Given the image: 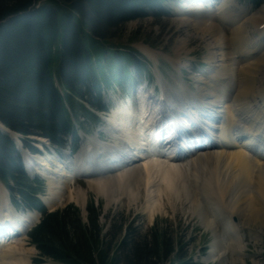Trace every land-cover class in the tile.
Here are the masks:
<instances>
[{
	"label": "bare ground",
	"instance_id": "bare-ground-1",
	"mask_svg": "<svg viewBox=\"0 0 264 264\" xmlns=\"http://www.w3.org/2000/svg\"><path fill=\"white\" fill-rule=\"evenodd\" d=\"M230 2L187 0L178 10V22L200 28L209 51V74L196 80V90L182 81L174 88L160 80L162 98L145 95L141 109L121 101L111 112L108 124L115 136L113 144L99 138L88 141L86 150L74 159L25 156L28 171L48 183L43 201L49 209L69 200L80 203L85 211L87 191H75L71 184L74 177L86 174L89 189L107 205L122 198L136 201L144 185L152 218L163 181L169 193L185 189L192 212L212 230L214 241L206 262L220 261L217 252L222 247L245 248L242 226L258 222L264 226V15L247 17L246 12L240 16ZM260 9L264 14V6ZM218 17L229 25L230 34L221 28ZM143 48L157 60L155 50ZM186 49L184 38L175 57H169L178 72ZM148 105L161 121L176 123L167 126L171 136L178 131L168 150L153 137L154 118L149 114L153 111H148ZM189 127L195 138L190 144L185 143ZM38 145L43 149L46 144ZM38 219L37 212H19L0 182V232L5 231L0 235V264H32L36 249L27 247L26 239ZM251 233L260 237L254 229Z\"/></svg>",
	"mask_w": 264,
	"mask_h": 264
},
{
	"label": "trees",
	"instance_id": "trees-1",
	"mask_svg": "<svg viewBox=\"0 0 264 264\" xmlns=\"http://www.w3.org/2000/svg\"><path fill=\"white\" fill-rule=\"evenodd\" d=\"M163 1L0 0V122L23 135L32 151L27 136L46 137L62 148L69 135L77 137L81 117L98 123L94 111L107 109L102 92L133 80L136 71L149 72L137 50L106 42L128 22L161 11ZM0 179L25 207L43 214L30 232L38 264H201L188 256L180 237L155 225L141 233L122 219V237L113 245L115 225L104 236L102 206L93 202L87 222L74 204L49 213L36 198L43 182L30 179L15 143L1 131Z\"/></svg>",
	"mask_w": 264,
	"mask_h": 264
},
{
	"label": "rangeland",
	"instance_id": "rangeland-1",
	"mask_svg": "<svg viewBox=\"0 0 264 264\" xmlns=\"http://www.w3.org/2000/svg\"><path fill=\"white\" fill-rule=\"evenodd\" d=\"M199 1L200 0H198V2ZM184 2H187V0H167L165 2V11L167 13L161 14L160 17H148L128 22L121 28V31L118 32L114 37L110 38L106 44H108L110 47H122L124 49L137 50L146 59L145 63L150 73L152 72L154 74L155 72L157 77H159L158 71H161L160 75L165 79V81H169L171 87L177 88V81H182L192 90H196V80L201 78V76L203 77L209 74L208 71L210 63L207 59L209 51L204 39L202 38L203 36L200 28L190 25L188 27V25L185 26V24H180L178 22L179 20L177 13L181 8V4ZM229 6L234 11V13L238 12V15L240 16L247 14L246 12H248V15H246L247 17H253V15L261 17L264 15L262 12L263 10H261L260 7H253L250 0H232ZM251 7L255 8L254 11H258L260 9L258 12L261 14L259 15L258 12L255 14L252 13L254 11L249 12L248 8ZM184 16L187 17L189 15L184 14ZM217 21L227 34L231 33L229 29L230 27L227 23L222 21L219 17L217 18ZM252 33H254V31H252ZM184 38H187V52L184 51L182 57L180 58L182 70L180 69V72H178L174 68L172 62L169 60V57H175V49L179 47L180 42ZM143 47H149L155 50L158 53L156 55L157 60L151 58V55H146L144 50L146 48ZM206 71L207 73L203 74ZM147 83L153 84L154 86L157 84L155 77L152 79V75L151 79L147 76L141 75V77H138L137 80H134L131 83H125L124 86H115L113 90L109 91V93L106 95V98L110 101L118 100L123 102V97H130L129 100L133 101L135 105H138L139 102H141L142 106H144L143 97L145 95H149L148 89L142 93L141 89L137 88V90L135 87L137 84H142L141 87L144 88ZM132 85L133 89H131ZM122 90H124V92ZM76 126L77 130H79L81 140L85 139L83 144H80V146L79 144L74 145V148L79 147L78 150L81 152L78 151L79 153L75 155L70 154V151L67 152L69 149L64 151L55 149L63 157L62 159H74L75 157L79 156L84 150H86L87 142L95 140L99 135H101L100 138L103 142L108 144L114 143L115 139L108 132V126L106 123L98 124L93 119L81 117ZM99 131H102V134ZM84 133L89 134L88 138ZM70 144L71 143L69 142V145ZM43 149H45V146H43ZM50 155L61 158V156H58L55 153ZM67 155L72 158L67 157ZM78 176L74 177V180L71 184V189L76 191L82 188L87 191V201L85 204L84 213L87 212L90 202H95V206L103 205V216L100 217V222L102 224H106V229L104 231V236L106 237L109 235L110 230L113 229L114 223L115 229L111 233V237L113 239L110 240L114 242L113 245H115L117 242H115L116 238L119 241L122 237V234L120 236L117 235V233H119L117 228L120 226V221L122 219H126L128 220V223H135V227H137V230L141 233L149 232L154 225V228L157 229L166 228L169 233L173 234L175 239H179L180 237L182 241L188 244L185 249L188 256L192 255V257L200 263L208 251V255L210 254L211 244L214 241L213 232L202 224L201 219L195 212H192L189 205V196H187L188 194L185 189H181L179 194H174L172 192L169 193L165 189V186L167 187L168 184H164V182L161 180L163 185L162 188H164V190L161 191L157 196V200L160 204L156 200V207L154 209L155 214L151 218L148 210L146 209L147 191L143 188L144 185H141L142 187H140V195L136 201L130 200L128 198H122V201H117L107 205L105 199L101 197L99 198L95 192L89 189L88 179ZM157 178L158 179H156V182L160 184V177ZM47 188L48 183L45 181V193L43 194L42 199L48 193ZM75 203L78 202L64 200L56 208H63L69 204ZM78 204L81 206L80 203ZM19 208L20 209H17L22 211L21 209L23 206H20ZM234 219L237 221V218ZM240 221H242V219ZM253 229L256 232H259L260 237H257L258 239L252 235L251 230ZM222 233L224 232L222 231ZM241 238L245 248L241 250L237 247H222L220 248V252H217V256L221 257V260L210 262L209 264H264V226L260 222H258L256 225H243L241 228ZM26 244L29 248L33 247V245L30 244L29 236H27ZM38 257V252H35L32 256V264H36L35 261Z\"/></svg>",
	"mask_w": 264,
	"mask_h": 264
},
{
	"label": "water",
	"instance_id": "water-1",
	"mask_svg": "<svg viewBox=\"0 0 264 264\" xmlns=\"http://www.w3.org/2000/svg\"><path fill=\"white\" fill-rule=\"evenodd\" d=\"M0 131L2 132V133H4L5 135H7V136H9L12 140H15L16 141V143H18V145H19V143H20V141H19V137H20V135H18V133H16V132H14V131H12V130H10L9 128H7L6 126H4L1 122H0ZM21 149V148H20ZM19 149V150H20ZM21 151V150H20ZM28 154V152L27 151H24L23 150V154ZM204 261V260H203ZM205 263H207L206 261H204Z\"/></svg>",
	"mask_w": 264,
	"mask_h": 264
}]
</instances>
